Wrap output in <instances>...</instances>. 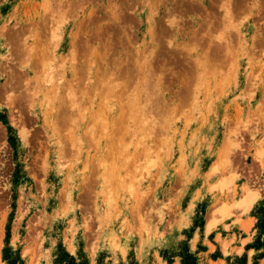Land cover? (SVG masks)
<instances>
[{
	"label": "rangeland",
	"instance_id": "1",
	"mask_svg": "<svg viewBox=\"0 0 264 264\" xmlns=\"http://www.w3.org/2000/svg\"><path fill=\"white\" fill-rule=\"evenodd\" d=\"M259 240L264 0H0V264H264Z\"/></svg>",
	"mask_w": 264,
	"mask_h": 264
},
{
	"label": "trees",
	"instance_id": "2",
	"mask_svg": "<svg viewBox=\"0 0 264 264\" xmlns=\"http://www.w3.org/2000/svg\"><path fill=\"white\" fill-rule=\"evenodd\" d=\"M257 249L263 248V251L260 252L259 257H264V240H259L256 245ZM60 264H87L85 260L78 261L76 257L65 253L63 257L60 258ZM10 264H15L14 261H10ZM183 264H197L196 257L190 253L186 254V258L183 261ZM242 264V263H241Z\"/></svg>",
	"mask_w": 264,
	"mask_h": 264
},
{
	"label": "bare ground",
	"instance_id": "3",
	"mask_svg": "<svg viewBox=\"0 0 264 264\" xmlns=\"http://www.w3.org/2000/svg\"><path fill=\"white\" fill-rule=\"evenodd\" d=\"M39 39H40V38H39ZM35 58H36V57H35ZM38 59H39V58H38ZM64 79H65V78H64ZM66 79H67V78H66ZM66 79H65V80H66ZM72 81H73V80H72ZM51 82H52V81H51ZM68 82H69V81H68ZM66 83H67V82H66ZM68 86H69V85H68ZM63 87H64V86H63ZM52 89H53V88H52ZM55 91H56V90H55ZM64 91H65V90H64ZM77 100H78V99H77ZM64 105H65V104H64ZM71 105H72V104H71ZM105 115H106V114H105ZM65 116H66V115H65ZM123 117H124V116H123ZM83 118H84V117H83ZM78 119H79V118H78ZM120 119H121V118H120ZM90 141H91V140H90ZM108 152H109V151H108ZM106 154H107V153H106ZM251 198L255 199V196H254V197H251ZM251 198H250V199H251ZM249 205H250V203H249ZM248 207H249V206H248Z\"/></svg>",
	"mask_w": 264,
	"mask_h": 264
}]
</instances>
